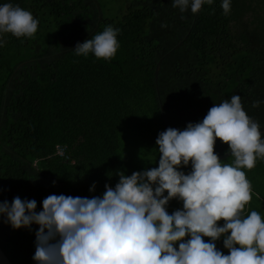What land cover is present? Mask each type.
<instances>
[{
    "label": "trees",
    "instance_id": "trees-1",
    "mask_svg": "<svg viewBox=\"0 0 264 264\" xmlns=\"http://www.w3.org/2000/svg\"><path fill=\"white\" fill-rule=\"evenodd\" d=\"M3 3L30 11L39 24L31 38L5 34L0 47V203L35 199L39 212L49 195L102 196L119 172L158 167L160 132L202 121L233 95L264 127V0H231L227 15L222 0L196 14L181 13L172 0ZM107 26L119 29L112 59L75 54ZM228 148L217 140L214 151L223 156ZM243 170L252 185L244 214L264 216V158ZM181 208L174 199L168 212ZM37 230L0 218V248L12 264H35ZM216 246L228 254L223 237Z\"/></svg>",
    "mask_w": 264,
    "mask_h": 264
},
{
    "label": "clouds",
    "instance_id": "clouds-1",
    "mask_svg": "<svg viewBox=\"0 0 264 264\" xmlns=\"http://www.w3.org/2000/svg\"><path fill=\"white\" fill-rule=\"evenodd\" d=\"M213 2L172 0V6L196 14ZM221 8L229 14L231 0H222ZM38 24L19 5L0 4V47L5 34L33 37ZM118 33L107 26L74 52L110 60L120 47ZM260 128L241 96L233 95L214 104L202 121L160 132L158 167L130 176L119 172V182L114 188L106 184L102 196L49 195L39 212L35 199L17 196L0 203V218L16 230L38 226L35 264H264V216L244 214L252 185L243 169L264 158ZM217 140L229 146L231 163L214 151ZM189 165L185 174L181 169ZM174 199L182 208L170 214ZM222 237L227 255L216 246Z\"/></svg>",
    "mask_w": 264,
    "mask_h": 264
},
{
    "label": "water",
    "instance_id": "water-1",
    "mask_svg": "<svg viewBox=\"0 0 264 264\" xmlns=\"http://www.w3.org/2000/svg\"><path fill=\"white\" fill-rule=\"evenodd\" d=\"M184 41L180 42L179 45L175 48L177 49L178 47H180L181 45H183ZM174 49V50H175ZM164 58H162L158 63H157V66H156V69H155V82L156 84L158 85V81H159V74H160V71H161V66H162V62H163ZM259 131L261 132V134H264V127H261L259 129ZM231 154L230 152L223 155V156H219L220 160H224L228 157H230ZM0 264H12V262L9 260V258L6 256V254L3 252V250L0 248Z\"/></svg>",
    "mask_w": 264,
    "mask_h": 264
},
{
    "label": "built area",
    "instance_id": "built-area-1",
    "mask_svg": "<svg viewBox=\"0 0 264 264\" xmlns=\"http://www.w3.org/2000/svg\"><path fill=\"white\" fill-rule=\"evenodd\" d=\"M65 151L63 150V149H60L59 150V153L61 154V155H64L65 153H64Z\"/></svg>",
    "mask_w": 264,
    "mask_h": 264
}]
</instances>
